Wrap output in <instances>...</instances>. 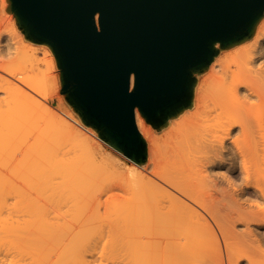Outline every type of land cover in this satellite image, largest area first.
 <instances>
[{
    "label": "bare ground",
    "instance_id": "6f19581e",
    "mask_svg": "<svg viewBox=\"0 0 264 264\" xmlns=\"http://www.w3.org/2000/svg\"><path fill=\"white\" fill-rule=\"evenodd\" d=\"M8 19L0 14V264H264V234L243 254L235 230L264 222V17L251 43L217 56L194 111L164 139L136 110L152 165L132 164L126 194L104 202L93 181L120 169L98 161L96 132L48 104L45 80L10 60L20 33Z\"/></svg>",
    "mask_w": 264,
    "mask_h": 264
},
{
    "label": "water",
    "instance_id": "95a60500",
    "mask_svg": "<svg viewBox=\"0 0 264 264\" xmlns=\"http://www.w3.org/2000/svg\"><path fill=\"white\" fill-rule=\"evenodd\" d=\"M25 38L53 51L82 123L136 164V110L156 128L193 106L197 74L254 36L264 0H10Z\"/></svg>",
    "mask_w": 264,
    "mask_h": 264
},
{
    "label": "rangeland",
    "instance_id": "374dc122",
    "mask_svg": "<svg viewBox=\"0 0 264 264\" xmlns=\"http://www.w3.org/2000/svg\"><path fill=\"white\" fill-rule=\"evenodd\" d=\"M9 5H10V0H0V14H3L5 17H8L9 19L7 20V22L9 23L10 22V20L12 21V23L15 25V27H16V31H18L19 33H20V37L19 38H16V39H12L13 40V42H15L16 40H18L19 42H16V44L15 45H18L19 46V48H17V49H13L12 50V55H11V57H10V60H12V61H14V62H16V63H20V64H22V66H24V67H27L28 69H30L31 71V74L33 75V76H38L39 78H42L43 80H45V83L44 84H46V85H49V86H51V89H52V93H51V95H50V97L48 98V104L50 105V106H52V107H54V108H58V109H62L63 111H65L66 113H69V114H72L73 116H75L76 118H78V120L80 121V123H82V121H81V119H80V117H79V115H78V113L74 110V108L72 107V105L68 102V100L66 99V96L62 93V83H61V77H60V69H59V67H58V64H57V61H56V57H55V55H54V53H53V51L51 50V48L50 47H48L47 45H43V44H37V43H33V42H31V41H29V40H27L26 38H25V36H24V34H23V32L20 30V28H19V26L17 25V23H16V20H15V17H14V14L12 13V12H8L9 10ZM263 19V18H262ZM259 23H260V21H259ZM258 23V24H259ZM258 24H257V26H258ZM253 39V37L251 38V39H249V40H246V41H248V42H246V41H244V42H242V43H244V44H242L241 45V43L240 44H237V47H235V46H232V47H230V48H227V49H222L220 52H219V54L217 55V56H220V58L221 57H224V56H227L228 54H230V53H232V52H234V51H236L238 48H240V47H242V46H244V45H246V44H249V43H251V40ZM240 46V47H239ZM221 54V55H220ZM215 59H218V57H216ZM211 66V65H210ZM210 70V67H209V69H207L206 71H204V72H202V73H199V74H197V86H196V88H198L201 84H202V82L204 81V79L208 76L207 75V73H208V71ZM191 109V110H190ZM190 110V111H189ZM194 111V104H193V106L192 107H190V108H188V109H186L185 110V112L183 111L182 112V114H180V115H182V116H180V115H178V116H176V117H174V118H171V119H169L168 120V122H167V124H165L164 126H162V127H160V128H156V127H154L153 125H151V124H149V123H147V121H146V119H145V122H146V126H147V129H149V131L151 132V134L153 135V136H156L157 138H161V139H164L165 137H166V134L170 131V128L175 124V123H177V122H179V121H181L182 119H183V117H185L186 115H188V114H190V113H192ZM188 112V113H187ZM185 113V114H184ZM173 119V120H172ZM172 122V123H171ZM174 123V124H173ZM83 124V123H82ZM172 124V125H171ZM137 125H138V123H137ZM171 126V127H170ZM80 128H82V127H80ZM88 128H90V127H88ZM138 128L140 129V126L138 125ZM91 130H93L92 128H90ZM84 130V129H83ZM94 131V130H93ZM94 132H96V131H94ZM32 135H28V137H27V141H26V143H23V147H25V149H26V146L28 145V144H31V145H33L34 144V133L32 132L31 133ZM96 134H97V132H96ZM98 135V134H97ZM93 136V139H92V141H93V143H94V145L96 146V155H97V159H99L98 161H102V162H104L106 165H110V166H112L113 164V162H114V164L120 169H118L120 172L122 171V173H118L117 172V170H116V173H118L117 175L118 176H116V173H112V172H109L108 174L107 173H105L106 174V179H103V180H101L102 179V177H101V179H100V181H98L97 179H95L96 181H93V183L95 182V185H96V183L98 182L99 184H100V186L99 185H97V187L99 188V189H101L100 191H101V193H102V196H101V199H102V201L104 200V201H106V199L107 198H109V196L110 195H113L112 197H115V196H117V195H119V197L118 198H120V195L122 194H124L125 193V187H124V184L122 185V183H123V179H124V177L122 178V176H123V174L125 173V172H127L128 171V169H129V167L132 165V164H135L133 161H131L129 158H127L126 156H124L121 152H119V151H117L116 149H114L113 147H111L109 144H107L105 141H103L100 137H97V136H95V135H92ZM66 138V141H63V144L64 145H62V149H58L59 151H64V152H66V151H68V150H70L69 148L71 147L70 145L72 144V143H70V144H68V141L70 142V140H67L68 138L67 137H65ZM64 139V138H63ZM62 139V140H63ZM25 144H26V146H25ZM62 144V143H61ZM60 145V144H59ZM20 146V145H19ZM73 146V145H72ZM18 147V146H17ZM16 147V148H17ZM22 149H23V147L22 146H20ZM60 148H61V146H59ZM65 147V148H64ZM21 148H17L16 149V153H15V155L14 156H19L20 155V151L22 150ZM19 149H21V150H19ZM25 149H23V150H25ZM22 150V151H23ZM58 150H56V151H58ZM66 150V151H65ZM19 151V152H18ZM59 153V152H58ZM73 155V154H72ZM68 156H71V154H69V155H67V157ZM62 157V156H61ZM99 157V158H98ZM7 159V156H5V157H3V161L5 160V159ZM9 158V157H8ZM65 158H66V156H65ZM67 159V158H66ZM69 159V158H68ZM149 159V158H148ZM146 160L143 164H141V165H144V166H146V167H148V168H150L151 167V165H150V163L151 162H149V160ZM9 160V159H8ZM7 161V160H6ZM11 161H12V159H11ZM14 161V160H13ZM95 161V160H94ZM148 162V163H147ZM150 166H149V165ZM105 165V166H106ZM108 165V166H109ZM227 170V168L225 169V168H223L222 170H220L219 172H220V174L219 175H221V178H220V181L222 180L223 181V184L224 185H226V184H228V182H226L227 181V179H228V177H226V175L225 174H227L226 171ZM221 171H222V173H221ZM223 171H224V173H223ZM226 171V172H225ZM113 172H115V170L113 171ZM231 173H233L234 174V172H229V175L230 176H233V174H231ZM119 174H120V177H119ZM113 175H115L114 176V178L112 177ZM222 175L224 176L223 178H222ZM124 176H126V178L124 179V181L126 182V180H127V178H128V175L126 174V175H124ZM103 177V178H104ZM220 177V176H219ZM121 179L120 181H118L117 182V180H119V179ZM108 179V180H107ZM233 179H235V177H233ZM107 180V181H106ZM112 180V181H111ZM221 181V182H222ZM228 181H229V179H228ZM102 182H103V184H102ZM109 182V183H108ZM113 182V183H112ZM224 182H226V184L224 183ZM97 183V184H98ZM107 183L108 184H110V185H107ZM111 183H112V185H111ZM115 184V185H114ZM94 185V184H93ZM92 185V186H93ZM103 185V186H102ZM105 185H107V187H109V190H108V188L105 186ZM91 186V187H92ZM112 186V187H111ZM117 186V187H116ZM122 186H123V188H122ZM96 187V189H98ZM102 187H104V188H102ZM116 189H115V188ZM120 187V188H119ZM119 188V189H118ZM91 189H94V188H91ZM98 189V190H99ZM120 189H121V191H120ZM232 189V188H231ZM108 190V191H107ZM117 190V191H116ZM90 191V190H89ZM92 191V190H91ZM90 191V192H91ZM95 191V190H94ZM93 191V192H94ZM104 191L106 192V193H104ZM112 191H113V193H112ZM120 192V193H119ZM100 192H98V194H99ZM104 193V194H103ZM112 193V194H111ZM92 194V193H91ZM97 194V195H98ZM114 194H116V195H114ZM126 194V193H125ZM124 194V195H125ZM96 195V196H97ZM109 195V196H108ZM108 196V197H107ZM98 197H100V196H98ZM103 197V198H102ZM105 197V198H104ZM111 197V196H110ZM124 197V196H123ZM116 198V197H115ZM121 198H122V196H121ZM103 201V202H104ZM252 203H254L253 201H251ZM65 205V204H64ZM63 205V206H64ZM103 206V205H102ZM101 206V207H102ZM64 210V209H63ZM66 210V209H65ZM103 210H105L104 208L102 209L101 208V211L103 212ZM243 223H242V222ZM239 222V223H238ZM237 222V227H236V229L235 230H237L238 231V233H239V235H238V237L239 238H237V241L238 242H240L241 244V246H239L240 248H241V253H245V252H248V253H250V252H253V247H251V246H253L249 241V239H248V237H250V239H252V238H256V236L258 235V233H259V235H260V233L262 234H264V222L263 221H257V220H254V221H251L250 222V229H253V233H250V235L247 233L246 235H247V237H246V235H244V234H242L241 232L243 231V229H245L244 231H246V228L247 227H245L247 224H246V221H244V220H240V221H238ZM242 223V224H241ZM246 224V225H245ZM245 225V226H244ZM256 225H259V228H257V226ZM242 226H243V228H242ZM241 227V228H240ZM252 227V228H251ZM255 227V228H254ZM240 228V229H239ZM257 230V231H256ZM261 230V231H260ZM255 231H256V233H255ZM254 233H255V235H254ZM242 234V235H241ZM262 234V235H263ZM244 235V236H243ZM240 236H242V237H240ZM254 236V237H253ZM252 237V238H251ZM239 239V240H238ZM241 239V240H240ZM244 240V241H243ZM247 240H248V242H247ZM247 243V244H246ZM249 243V244H248ZM251 244V245H250ZM251 247V248H250ZM257 260H259V262L260 263H262V262H264V256H261V255H257ZM248 262V260L247 259H242V261H240V263L239 264H249V262ZM205 264H209V263H205ZM227 264V263H226Z\"/></svg>",
    "mask_w": 264,
    "mask_h": 264
}]
</instances>
